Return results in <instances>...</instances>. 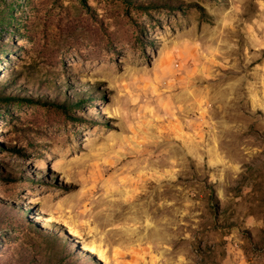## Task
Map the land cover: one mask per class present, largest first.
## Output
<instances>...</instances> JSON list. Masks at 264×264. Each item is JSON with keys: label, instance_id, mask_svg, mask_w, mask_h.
Wrapping results in <instances>:
<instances>
[{"label": "rangeland", "instance_id": "obj_1", "mask_svg": "<svg viewBox=\"0 0 264 264\" xmlns=\"http://www.w3.org/2000/svg\"><path fill=\"white\" fill-rule=\"evenodd\" d=\"M0 264H264V0H0Z\"/></svg>", "mask_w": 264, "mask_h": 264}, {"label": "bare ground", "instance_id": "obj_2", "mask_svg": "<svg viewBox=\"0 0 264 264\" xmlns=\"http://www.w3.org/2000/svg\"><path fill=\"white\" fill-rule=\"evenodd\" d=\"M88 250L97 252L98 248L94 244H90L89 247H87Z\"/></svg>", "mask_w": 264, "mask_h": 264}]
</instances>
